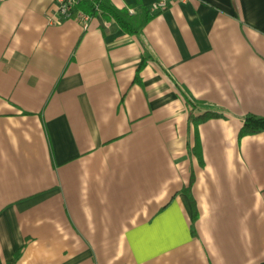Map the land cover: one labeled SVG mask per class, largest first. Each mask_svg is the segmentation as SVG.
Wrapping results in <instances>:
<instances>
[{"label": "crops", "instance_id": "1", "mask_svg": "<svg viewBox=\"0 0 264 264\" xmlns=\"http://www.w3.org/2000/svg\"><path fill=\"white\" fill-rule=\"evenodd\" d=\"M156 1L0 2V264H264V0Z\"/></svg>", "mask_w": 264, "mask_h": 264}, {"label": "trees", "instance_id": "2", "mask_svg": "<svg viewBox=\"0 0 264 264\" xmlns=\"http://www.w3.org/2000/svg\"><path fill=\"white\" fill-rule=\"evenodd\" d=\"M189 103L193 107L192 109H194V110L195 109H198V110L202 109V112L199 114L194 113V112H192V114H191V120H192L191 122L195 126H198V125H200V124H202L208 120L221 117V114L216 110L205 109L204 105L197 106V104H195V103L188 102V104ZM261 131H264V119L261 117H256L254 115H251V116L248 115L243 119V126H242V129L239 133H240V137H243L245 135H250L251 133L252 134L259 133ZM198 156H199V154H198ZM199 158H200V156H199ZM199 160H201V158ZM191 202H192L193 214H194V218H195L197 215L196 214L197 210H196L195 202L192 200H191Z\"/></svg>", "mask_w": 264, "mask_h": 264}, {"label": "built area", "instance_id": "3", "mask_svg": "<svg viewBox=\"0 0 264 264\" xmlns=\"http://www.w3.org/2000/svg\"><path fill=\"white\" fill-rule=\"evenodd\" d=\"M3 0H0V2ZM186 0H157L151 8L153 12H160L167 8L168 4L172 2H185ZM57 6V12L59 17L62 19L74 18L75 20L82 22L84 28L89 25L90 16L82 13L76 12L75 7H77L82 0H53Z\"/></svg>", "mask_w": 264, "mask_h": 264}]
</instances>
